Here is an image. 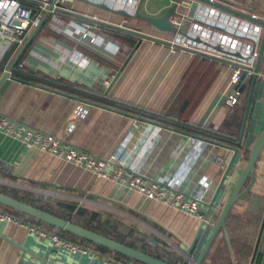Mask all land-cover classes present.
I'll list each match as a JSON object with an SVG mask.
<instances>
[{"label": "crops", "instance_id": "crops-1", "mask_svg": "<svg viewBox=\"0 0 264 264\" xmlns=\"http://www.w3.org/2000/svg\"><path fill=\"white\" fill-rule=\"evenodd\" d=\"M165 1L159 5L153 0H138L133 10L120 9L107 0H73L64 4L71 13L60 11L58 18L76 23L89 19L99 29L96 30L98 40L94 42L88 41V36H83L80 30L77 35L70 36L64 25L65 30L60 33L48 29L40 31L33 26L26 31L19 45H8L0 38V77L14 63L10 77L0 84V115L67 139L96 158L109 159L111 169L125 168L152 180L160 179L186 196H195L201 191L197 213L187 215L148 200L114 182L96 177L90 171L39 150L27 149L21 142L2 133L0 187L15 189L29 200L40 199L60 211L64 210V204H73L75 211L70 214L73 219L85 221L84 215L77 213L80 208L99 210L102 224L98 227L107 230L105 227L109 224V232L114 230L113 219L117 217L136 220L139 229L135 232L136 237L128 231L123 239L167 262L180 264L187 250L192 258H196L204 243L207 229L198 232L202 218L233 152L195 137L196 141L192 143L191 136L155 123L197 136L201 135L190 129L219 130L224 136L238 140L251 78L246 83H230L234 64L219 57L218 49L212 53L172 49L167 41L173 39V32H156L149 23L136 16L137 12L153 17L162 15L172 5L171 0ZM228 1L238 8L235 11L264 19V0ZM220 10L255 23L231 11ZM46 22L47 19L43 21ZM19 62L24 63L23 70L17 69ZM27 75L45 81H62L115 105L92 102L124 111L134 118L11 78L52 88L26 78ZM106 80L109 87L103 92L100 85ZM237 91L240 95L237 104L225 106V96ZM119 105L127 109L119 108ZM78 107L86 114L77 115ZM263 129L264 75L261 73L253 92L242 148L215 201L214 218L246 163L245 155ZM129 134L137 140L132 139L133 147L122 148L121 144ZM204 180L208 182L207 187L202 185ZM26 191L29 193H24ZM245 193L247 197L239 199L230 213L234 217H245L251 210V203L257 204L259 226H251L248 230H241L243 227L237 224L234 227L237 232L257 231L253 243L247 252H243L241 243L230 237L231 253L223 235L219 234L203 264H253L264 221V146L255 162V181ZM19 220L30 223L27 217H19ZM52 263L100 264L99 260L89 256H70L57 250L48 240L30 233L23 224L0 222V264Z\"/></svg>", "mask_w": 264, "mask_h": 264}, {"label": "built area", "instance_id": "built-area-1", "mask_svg": "<svg viewBox=\"0 0 264 264\" xmlns=\"http://www.w3.org/2000/svg\"><path fill=\"white\" fill-rule=\"evenodd\" d=\"M73 0H0V38L7 41L8 45L21 44L25 33L31 27H36L40 31L48 29L54 33L64 32L66 27L70 36H75L82 32L83 36H88V41L98 40L96 25L87 20L79 23L64 21L58 18V12L71 13V10L64 4ZM111 5L120 9L133 10L138 0H107ZM193 1L197 6L190 17L189 9ZM176 4L174 13L169 16V23L177 29L173 39L168 40L172 49H187L195 53L218 51L221 56L234 68L230 77V83L235 84L240 81L243 72L253 73V67L258 55V44L261 35V26L251 23L243 18L228 14L212 3L236 9V6L228 0H171ZM182 7L183 11L179 8ZM241 11V10H240ZM250 17L253 15L248 14ZM47 19L44 24L43 21ZM96 19V17H92ZM181 28L185 32L179 31ZM17 69L23 70L24 63L19 62ZM103 92L109 87L106 80L100 85ZM239 92L228 94L224 98V104L232 107L239 101ZM76 114L83 116L86 111L80 107L76 109ZM0 133L7 135L21 142L27 149H36L47 153L59 160L70 163L76 167L90 171L96 177L105 179L123 186L128 190L136 192L138 195L163 205H167L186 213L195 215L199 209L201 201V191L195 196H186L175 188L174 185L166 184L162 180H152L139 172L125 168L111 169V161L105 158H96L87 151L76 147L67 139L58 138L54 135L43 133L30 128L22 123L0 115ZM141 135V134H139ZM139 137V136H138ZM132 134L121 144L122 148L134 146ZM194 143V137L190 138ZM219 162H221L219 160ZM202 185L207 187L208 182L203 181ZM213 208L209 214L203 216L205 225H212ZM0 222L23 224L30 233H35L48 240L54 248L62 250L70 256L82 255L99 260L100 264H126L120 261L111 260L104 255L91 252L86 247L73 243L57 234L42 229L30 223H24L19 218L0 210Z\"/></svg>", "mask_w": 264, "mask_h": 264}, {"label": "water", "instance_id": "water-1", "mask_svg": "<svg viewBox=\"0 0 264 264\" xmlns=\"http://www.w3.org/2000/svg\"><path fill=\"white\" fill-rule=\"evenodd\" d=\"M202 1H205V0H202ZM212 5L217 6L223 10H226V11H231V12H233L239 16L248 18V19L254 21L255 23H257L258 25H260L262 27L261 40H260V45H259V49H258V55L256 58V63L253 67V73L250 76L246 72H243L241 75L240 81H239V82L244 81L246 83L249 80V78H251L249 91H248V94L246 97V103H245V108H244V112H243L242 122H241V126H240V132H239V136H238V140H237L238 143H241L242 138H243V133L245 130V126H246V122H247V118H248V114H249V109H250V104H251L252 97H253V92H254L255 86L257 84L259 74L262 73L264 75V70L262 69V67L264 65V19H257L255 17H250L247 14L239 13L238 11H235L234 9L225 7L223 5H219V4H215V3H212ZM101 6H103V5H101ZM175 6H176L175 3L172 4L170 7H168L166 9V11L162 15H160L158 17L141 15L139 12L136 13V16L145 20L147 23H149V25H151L153 27L154 31H156V32H160V33H162V32H176L177 29L169 23V16H171L174 13ZM196 6H197V2L193 1V3L191 4V7L189 9V13H188V15L190 17L193 15V12H194ZM121 13L125 16H128V14L125 11H122ZM179 31L184 33L185 29L181 28ZM13 64L14 63H12L8 67L7 72L2 74V76L0 77V84L5 78L10 77L9 72L12 69ZM11 78L25 82V83H28L30 85H33V86H36L39 88H43V89H46V90H49V91H52V92H55L58 94H62V95L71 97V98L76 99L82 103L103 107V108L111 110L115 113L123 114V115L129 116L131 118H134L133 115H130L124 111H121V110H118L115 108L103 106V105L94 103L92 101L86 100L84 98L75 97V96L69 95L67 93H64L62 91H59V90H56L53 88H49L46 86H42V85L30 82V81H26V80H23L21 78H17V77H13V76H11ZM138 118L139 117H137V119ZM139 119L148 121L147 119H143V118H139ZM148 122L153 123L152 121H148ZM155 124H157L159 126H163L169 130L177 131L179 133L186 134V135L191 136V137H195L197 139L206 141V142L211 143V144L219 145L222 147H227V148L232 150V152H233L232 156L229 160L227 167L225 168V171L222 175L220 183L218 184L217 189H216L215 193L213 194L211 201L207 204V212H206V216H207L209 214V212L214 208L215 201L219 195V192L221 191V189L225 185V181H226L228 175H230V173L233 170L235 160L237 159V156L239 153V149L237 147L232 148L228 145H225V144H222V143H219V142H216L214 140L207 139V138H203L201 136H197V135L189 133V132L180 131L178 129L171 128V127L166 126V125H162L159 123H155ZM263 146H264V129L259 134V136L255 139V141L251 145L250 149L248 150L246 163H245L241 173L239 174L230 194L228 195L225 202L222 204V207H221L217 217L215 218L214 223L212 225L206 226L205 222L202 221V223L200 225V229L198 232H200L202 229H208L209 232H208V234L204 240V243H203L197 257L192 258L190 256V251L187 250L185 253L184 259L182 260V262L180 264H203L208 253H209V251L211 250V247H212L214 241L216 240V238L218 237L219 234L223 235V237L226 241V244L228 246V249L232 253L231 240H230V236H229L228 229L226 226V218H227L228 214L230 213L234 204L253 185V183L255 181V162H256L258 155L261 152ZM247 179H249V181L246 185H244ZM0 204L4 205L10 209L16 210V211H18V212H20L26 216H30L34 219H37V220L43 221L45 223L51 224V225H53L59 229L70 232V233H72L78 237H81L83 239L94 242L98 245H101L107 249L115 251L119 254H122V255L130 258V259L139 261L141 263H144V264H173V263L167 262L165 260H162L160 258H157L155 256H152L148 253H145L141 250H138L134 247H131L127 244H124L122 242H119L117 240L109 238L107 236H104L100 233H97L95 231L87 229V228H85L81 225H78L72 221L58 217L52 213L44 211L38 207H35L31 204H28L24 201H21L19 199L14 198V197L8 196V195L1 193V192H0ZM253 264H264V221H263V225L261 228L259 239L257 240L256 246H255V252H254V256H253Z\"/></svg>", "mask_w": 264, "mask_h": 264}, {"label": "trees", "instance_id": "trees-1", "mask_svg": "<svg viewBox=\"0 0 264 264\" xmlns=\"http://www.w3.org/2000/svg\"><path fill=\"white\" fill-rule=\"evenodd\" d=\"M26 78L28 79H31V80H34L35 82H40V83H43L47 86H50L52 88H56L57 90H62V91H66V92H69V93H72V94H75V95H78L84 99H87V100H90V101H94V102H99V103H105V104H109V105H115L111 102H108L104 99H101L89 92H86L84 90H80V89H76V88H72L71 86H69L68 84L62 82V81H57V82H51V81H45L43 79H40L39 77H36V76H31V75H27L25 76ZM117 106V105H116ZM119 108H125L121 105L118 106ZM127 109V108H125ZM137 113V112H135ZM139 113V112H138ZM140 114V113H139ZM143 115H146V116H149L150 115H147V114H144ZM192 132L198 134V135H201V136H205L207 138H211L213 140H216L218 142H221V143H225V144H229L233 147H237L239 150L242 148L241 147V143H238L237 139L233 138V137H227V136H224L223 134L220 133V131H205V130H201V129H195V128H192L190 129ZM247 156V155H245ZM0 192L1 193H4L8 196H11V197H14L16 199H19L21 201H24L28 204H31L35 207H38L44 211H47L49 213H52L58 217H61L63 219H66V220H69V221H72L78 225H81L87 229H90L92 231H95L97 233H100L104 236H107L109 238H112L114 240H117L119 242H122L124 244H127L131 247H134V244L133 242L131 241H125L126 239H123V237L121 236H116V235H112L111 232L109 233V230H102L100 229L101 227H98L99 224L101 223L102 224V213L101 211L99 210H93V209H84V208H80L79 211L77 213H80L81 215H84L85 217V221L82 219L81 220H78L77 218L76 219H73L71 218L70 214H72V212L75 211V205L73 204H64V210L60 211L59 209L55 208L54 206H50L49 204H44L42 203V201H40V199H37V200H29L27 198H25L24 196H20L18 194V191H16L15 189H8V188H2L0 187ZM247 193H245L241 198L243 199L244 197H247L245 196ZM260 198V196L258 197ZM59 202V201H58ZM57 202V203H58ZM249 202V200H248ZM251 203V202H250ZM56 204V203H54ZM62 205V204H61ZM258 206L257 204H252L251 203V210L245 214V217H242L240 216V218L238 217H234L231 213L228 214L227 218H226V226H227V229H228V233H229V236L232 238H236L240 243V249L244 252V251H248L249 247L251 246V244L253 243V240L257 234V231H252L251 233L249 232H241V231H238L237 232V228H234L237 224V226H242L243 229H247L251 226H253L254 228L259 226V209H256ZM0 210L6 212V213H9L15 217H27V219L30 221L31 224H34V225H40L42 226V228H44L45 230L49 231V232H52L54 234H57L59 235L60 237L64 238V239H67L73 243H76L78 245H81L83 247H86L87 249H89L90 251L92 252H95V253H98V254H102L104 255L105 257L111 259V260H114V261H120V262H123V263H126V264H144V263H141L139 261H136V260H133V259H130L122 254H119L115 251H112L110 249H107L101 245H98L94 242H91L89 240H86V239H83L81 237H78L70 232H67V231H64L62 229H59L51 224H48V223H45L43 221H40V220H37V219H34L30 216H26L16 210H13V209H10L2 204H0ZM260 211H261V208H260ZM258 212V213H257ZM106 223V222H105ZM114 228V227H113ZM136 230L133 229V228H130L128 234L131 235V236H134L136 233ZM209 232L208 229L206 231V233ZM135 233V234H134ZM208 234V233H207ZM206 234V236H207ZM205 240V239H204ZM247 241V242H246ZM249 242V243H248ZM136 248V247H134ZM138 250H141L145 253H148L146 250L142 249V248H136ZM150 254V253H148ZM153 253H151L150 255H152ZM152 256H155L157 258H160L158 255H152ZM161 259V258H160ZM163 260V259H162Z\"/></svg>", "mask_w": 264, "mask_h": 264}, {"label": "rangeland", "instance_id": "rangeland-1", "mask_svg": "<svg viewBox=\"0 0 264 264\" xmlns=\"http://www.w3.org/2000/svg\"><path fill=\"white\" fill-rule=\"evenodd\" d=\"M153 2L158 3L160 5V4L165 3L166 1L165 0H153ZM179 10L183 11V8L180 7ZM24 193H29V192L26 191ZM53 199H56V197H53ZM103 213H104V211H103ZM110 221H111V219H109V222ZM113 222L115 225H114V230L111 231L112 235L114 234L116 236L126 237L127 232L129 231L130 228L136 229V231L138 229V227H137L138 224H137L136 220H132V219L128 220L126 218L123 219V218L117 217L116 219H113ZM105 228H107L110 231V225L109 224ZM134 237H136V234L134 235ZM153 248H154V246H153ZM151 249H152V247H151Z\"/></svg>", "mask_w": 264, "mask_h": 264}]
</instances>
